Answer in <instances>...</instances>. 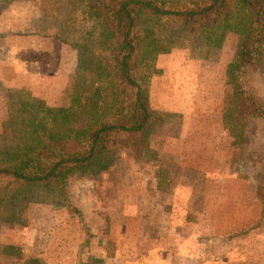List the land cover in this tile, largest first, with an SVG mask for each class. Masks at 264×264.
<instances>
[{"label":"rangeland","instance_id":"obj_1","mask_svg":"<svg viewBox=\"0 0 264 264\" xmlns=\"http://www.w3.org/2000/svg\"><path fill=\"white\" fill-rule=\"evenodd\" d=\"M95 33L67 0H0V157L28 128L22 104H70ZM206 37L160 27L155 51L131 62L160 118L147 155L123 149L107 171L74 170L66 201L46 187L19 191L0 210V264H264V120L233 112L235 37ZM241 81L264 105V68Z\"/></svg>","mask_w":264,"mask_h":264},{"label":"trees","instance_id":"obj_2","mask_svg":"<svg viewBox=\"0 0 264 264\" xmlns=\"http://www.w3.org/2000/svg\"><path fill=\"white\" fill-rule=\"evenodd\" d=\"M67 1L93 23L95 51L89 55L94 64L84 71L89 78L77 77L80 83L72 88L68 106L51 108L40 101L30 107L22 104L29 124L11 152L0 157V210L29 187H46L55 198L66 201L67 179L74 170L107 171L123 156V149L147 155L153 125H158L153 120L160 118L150 112L131 62L145 61L155 51L153 41L164 23L175 24L179 32L214 36L215 46L232 34L236 49L227 72L234 88L233 112L243 119L264 120V105L241 81L249 69L264 68V0ZM113 136L122 139L120 145L111 142ZM68 143L78 148L62 152L58 145ZM2 180L7 183L1 184ZM263 191L264 177L256 191L264 217ZM15 249L6 246L3 253L12 256ZM86 260L104 264L101 258Z\"/></svg>","mask_w":264,"mask_h":264},{"label":"crops","instance_id":"obj_3","mask_svg":"<svg viewBox=\"0 0 264 264\" xmlns=\"http://www.w3.org/2000/svg\"><path fill=\"white\" fill-rule=\"evenodd\" d=\"M180 226H188V225H190V223H185V224H179ZM185 242L184 243H186L187 241H188V239L186 238L185 240H184ZM190 243H195V242H190ZM185 245V244H184ZM184 247H186V245L184 246ZM181 248H182V246H180V248L178 249L179 251H181ZM184 253H186V251L184 252ZM186 257H189V255L188 254H186ZM205 258V257H204ZM206 259V258H205ZM208 260V259H207Z\"/></svg>","mask_w":264,"mask_h":264}]
</instances>
